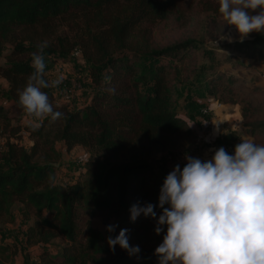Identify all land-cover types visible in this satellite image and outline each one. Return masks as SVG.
<instances>
[{"label": "trees", "instance_id": "trees-1", "mask_svg": "<svg viewBox=\"0 0 264 264\" xmlns=\"http://www.w3.org/2000/svg\"><path fill=\"white\" fill-rule=\"evenodd\" d=\"M193 1L199 12L223 18L218 0H0V52L8 46L0 77L9 99L0 106V135L6 137L0 150V223H14L12 207L17 205L25 224L24 246H40L38 264H158L149 249L131 256L119 245L111 251L103 243L110 234L106 237L91 223L98 218L105 228L111 223L118 231L127 228L129 241L136 244L162 242L164 232H154L155 219L140 216L132 222L129 208L137 202L157 204L163 180L153 155L192 135V127L177 119L190 87L203 84L208 100L238 105L242 127L249 135L259 132L264 142V120L253 118L250 103L256 88L239 85L233 74L221 70L229 56L217 50L264 65V33L218 46L196 38L149 46L158 21L172 17L181 27L189 22ZM42 41L49 45L44 57L54 61L68 62L77 50L94 92L71 111L56 105L50 88L44 89L64 118L46 117L33 130L17 121L24 110L18 93L33 71L31 53ZM193 53L203 61L178 64ZM177 84L184 90L173 96ZM49 122L56 125L53 134L45 127ZM21 130L32 137L28 149L19 143ZM55 143L66 152L75 146L87 151L81 173L65 188L54 183L60 156ZM155 211L159 215L161 209ZM15 255L9 243L0 244V264H13Z\"/></svg>", "mask_w": 264, "mask_h": 264}, {"label": "clouds", "instance_id": "clouds-1", "mask_svg": "<svg viewBox=\"0 0 264 264\" xmlns=\"http://www.w3.org/2000/svg\"><path fill=\"white\" fill-rule=\"evenodd\" d=\"M218 11L235 26L241 42L253 31L264 32V0H218ZM227 39L232 42L231 37ZM48 46L42 41L31 53L33 71L18 93L19 104L35 118L33 130L46 117L64 118L44 91L57 88L64 79L45 78ZM177 119L193 126L184 116ZM184 159L183 167L174 165L164 177L156 205L137 202L129 208L130 221L151 217L156 221L154 232H164L154 249L158 264H264V144L241 137L232 154L221 146L208 160L190 155ZM116 228L106 226L109 233ZM128 231L121 228L114 237H107L111 251L119 245L130 256L139 254V246L129 243Z\"/></svg>", "mask_w": 264, "mask_h": 264}, {"label": "rangeland", "instance_id": "rangeland-1", "mask_svg": "<svg viewBox=\"0 0 264 264\" xmlns=\"http://www.w3.org/2000/svg\"><path fill=\"white\" fill-rule=\"evenodd\" d=\"M257 12L259 9L256 10ZM255 14V13H252ZM58 28H64L65 25L57 22ZM264 33L253 31L243 39H249L251 34ZM238 32L234 25L228 24L224 18L214 20L209 14L199 12L194 1L192 2L190 11V20L185 26H178L172 17L158 21L151 30L149 38L150 47H161L169 43L184 40L186 38H196L202 41L203 45L218 46L221 42H229L227 37L232 40H239ZM133 39L137 41L136 34ZM8 46L3 47L0 52V63L4 62L3 55ZM225 52L229 56V60L224 62L219 68L225 72L233 74L237 78L239 85H245L248 88H256V92L252 94L250 99L253 108V118L256 120H264V65L257 62L254 58L245 57L239 53L227 52L224 49H217ZM46 63L45 77L48 80L62 76L63 83L57 88H50L56 105H67V109L73 111L80 109L88 102L93 94L94 89L89 81L88 71L85 63L80 58L77 50H73L72 58L68 62L55 60L53 57H44ZM203 61V58L193 53L189 58L180 61V66L191 67ZM141 61H138V63ZM162 63L171 64L172 59H162ZM143 66L141 69H143ZM145 89L140 86L141 92ZM184 85H173L171 92L173 96L183 93ZM203 84L192 86L187 91V102L180 112V116H184L193 122L192 135L189 138L178 140L177 145L173 149L157 152L153 155L156 163V172L163 180L173 166L180 164L181 167L186 163L184 157L190 155L193 157L208 160L211 158L214 150L218 147L234 146L241 142V137L251 139L258 144H264L261 134L256 132L249 135L246 128L242 127L239 107L232 104H221V107L210 111L208 114H201L199 109L204 105L205 96L203 94ZM7 83L0 77V106H6L9 103L7 95ZM66 93L70 94L65 99ZM35 118L29 116L25 110L18 114L17 121L22 125L32 124ZM16 120H11V123ZM55 123L49 122L45 127L47 131L55 130ZM21 138L19 143L26 149L32 144V137L27 132L21 130L19 132ZM6 137L0 135V150L4 147ZM55 147L59 150L60 156L55 164L54 183L61 187H66L79 176L82 171V164L87 155V151L80 146L73 147L70 151L62 150L58 143ZM12 213L15 217L13 224L0 223V244L9 243L16 250L13 264H38L36 252H39L40 246L25 247L23 244V232L25 224L20 218L18 206L12 207ZM92 226L106 234L116 235V230L109 233L100 223L98 218L92 220ZM113 224V223H111ZM107 237V236H106ZM58 241V240H57ZM103 243L107 245L104 238ZM130 245H138L140 250H151L159 245L158 243L136 244L130 242ZM27 253V254H26ZM36 254V255H35ZM144 257H142V260Z\"/></svg>", "mask_w": 264, "mask_h": 264}, {"label": "built area", "instance_id": "built-area-1", "mask_svg": "<svg viewBox=\"0 0 264 264\" xmlns=\"http://www.w3.org/2000/svg\"><path fill=\"white\" fill-rule=\"evenodd\" d=\"M65 95H66L65 97L66 99L69 97L70 94L66 93ZM204 101H205L204 105L199 109L201 114H204V115L208 114L210 111L219 109L221 107V104L217 102H213L212 100H208L207 98H205ZM224 148L228 151L229 154H232L233 149H234L232 146H225Z\"/></svg>", "mask_w": 264, "mask_h": 264}, {"label": "crops", "instance_id": "crops-1", "mask_svg": "<svg viewBox=\"0 0 264 264\" xmlns=\"http://www.w3.org/2000/svg\"><path fill=\"white\" fill-rule=\"evenodd\" d=\"M95 219V218H94Z\"/></svg>", "mask_w": 264, "mask_h": 264}]
</instances>
